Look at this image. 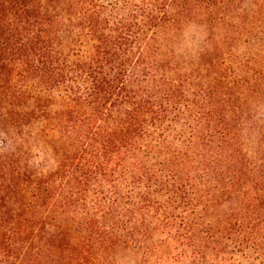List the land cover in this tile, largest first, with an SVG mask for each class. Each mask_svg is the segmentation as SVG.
Returning <instances> with one entry per match:
<instances>
[{"label":"trees","instance_id":"16d2710c","mask_svg":"<svg viewBox=\"0 0 264 264\" xmlns=\"http://www.w3.org/2000/svg\"><path fill=\"white\" fill-rule=\"evenodd\" d=\"M0 264H264V0H0Z\"/></svg>","mask_w":264,"mask_h":264},{"label":"rangeland","instance_id":"374dc122","mask_svg":"<svg viewBox=\"0 0 264 264\" xmlns=\"http://www.w3.org/2000/svg\"><path fill=\"white\" fill-rule=\"evenodd\" d=\"M2 139H5V136L0 133V146H4L5 144H3V140ZM170 264H173L172 262Z\"/></svg>","mask_w":264,"mask_h":264}]
</instances>
